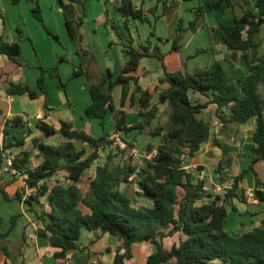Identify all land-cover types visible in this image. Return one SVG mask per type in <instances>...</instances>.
<instances>
[{
  "label": "trees",
  "instance_id": "trees-1",
  "mask_svg": "<svg viewBox=\"0 0 264 264\" xmlns=\"http://www.w3.org/2000/svg\"><path fill=\"white\" fill-rule=\"evenodd\" d=\"M60 2L71 37L77 44L81 43L82 36L75 27L78 24L73 21L74 7L66 5L63 0ZM177 5L176 0H158V4L149 13L158 21L167 10ZM230 7H240L242 14L235 17L233 24L217 31L223 33L222 43L235 51V58H238V51L242 52V59L248 64V75L233 80L218 61L194 73L165 71V77L160 83H168L169 87L160 93L158 104L168 105V120L151 130V135L160 138V143L156 147L151 144L147 147L145 162L140 169L131 163L114 166L113 160L117 154L111 150L105 165L97 167L96 176L91 180L86 195L77 185H50L49 179L61 170H68V178L78 183L84 172L99 159L100 150L113 143L107 140L111 135L94 138L84 130L75 129L67 121H61L59 129L67 138L65 142L49 145L39 138L33 139V145L42 158L40 165L31 167V154L28 151H21L13 157L10 169L15 171L14 175L24 177L25 186L11 196L0 177V194L7 202L26 203L38 219L43 221V228L37 233L39 236H48L51 246L60 249L55 254L56 259H69V252L79 248L77 242L84 229H101L123 241L125 253L118 252L114 264H125L124 260L131 257L132 244L142 241H151L156 246V251L148 257L146 264L167 263L172 259H176L177 264H206L213 260L226 264H264V226L240 235L226 230L228 208L236 211L233 200L239 197L238 191L245 184L246 175L250 171L255 175L254 198L264 202V188H258L260 185L264 187V183L255 171V165L264 162V96L260 91V87H264V54L260 52L261 43L255 40L264 25V0H244L238 3L234 0L207 1L205 6L195 9L196 18L188 28H184L183 20L180 19L171 50L179 51L182 48L183 34L195 31L205 10L215 9L223 13ZM118 10L126 19L132 17L152 24L147 12L136 7L132 0H121ZM159 10L161 14H158ZM33 15L49 34L58 38L44 25L38 4L33 9ZM152 28L151 36L154 37L156 33L153 24ZM159 41L167 42L168 39L159 38ZM124 47L130 60L121 73L115 76L108 71L98 83L89 84L92 103L86 109V116L98 119L100 125L105 127L107 114L113 113L116 134L123 135V140L133 149L134 146L127 141V137L135 131L141 132L151 127L160 108L158 104H152L153 93L142 89L132 74L138 70L143 57H155L163 61L165 55L160 46L152 49L150 44L137 48L131 45ZM0 54L22 64L19 60L21 49L18 43L0 41ZM40 70L36 89L28 85L8 83L7 94H28L32 100H37L41 94L47 95V74L57 79L60 76L56 68L53 73L42 68ZM74 75H79V71H75ZM133 81L137 84L135 90L131 86ZM117 85L122 86L121 106H125L127 101L132 105L137 99L140 115L147 117L146 121L128 125L126 112L118 110L114 102L113 89ZM191 93H199L208 100L194 101ZM211 105H216L215 115L224 125L245 124L252 119L256 120V128L249 144L251 162L233 177L232 185L223 195L210 194L206 189L207 181L188 171L184 165V158L195 157L206 142L209 129L198 115ZM10 122L13 126L23 125L20 117H15ZM36 126L45 137L57 134L55 126L44 121L39 120ZM8 135L9 130L5 128L4 138ZM75 139L88 142L91 152L86 147L77 148ZM24 144L25 139L10 144L4 141L0 152L23 147ZM216 144L220 146V142L216 141ZM233 161L232 156H229L219 162L216 172L222 183L224 171L230 168ZM2 163L3 158L0 156V172H3ZM135 174V182L140 190L138 195L151 200L152 207L134 208L131 198L121 189ZM27 189L31 192L24 199ZM206 198L212 199L211 202H206ZM81 204L89 208L91 213H84L80 209ZM19 217V214L12 216L11 226L4 232L3 217L0 216V254L6 257L4 264L16 262L8 247V238ZM179 232L185 235V240L179 246L165 250L163 239Z\"/></svg>",
  "mask_w": 264,
  "mask_h": 264
},
{
  "label": "crops",
  "instance_id": "crops-1",
  "mask_svg": "<svg viewBox=\"0 0 264 264\" xmlns=\"http://www.w3.org/2000/svg\"><path fill=\"white\" fill-rule=\"evenodd\" d=\"M63 1L75 9L73 21L78 24L75 27L82 36L81 43L77 44L69 33L60 0H0V41L18 43L21 49L19 60L22 63L19 65L9 59L7 55L0 54V147L4 141L10 144L25 139L23 147L0 152V156L3 158V172H0L1 183L6 186V190L11 196L25 186V181L22 175H14L11 169L10 171L6 170V157H14L21 151H28L31 154V167H37L42 163V158L39 157V151L33 145V139L39 138L49 145H59L65 142L67 138L59 130L61 121L71 122L75 129L84 130L94 138H100L105 134L111 135V137L116 135V120L113 113L107 114L106 126L102 127L98 119L86 116V109L92 103L89 84L98 83L102 75L108 71L115 76L119 75L129 62L130 56L125 52V45L137 48L150 44L152 49L154 46L162 48L165 55L163 61L155 57H143L138 70L132 74L142 89L153 93L152 104H158L160 93L169 87L168 83H160V80L165 77V71L194 73L218 61L233 80L249 73L248 64L246 60L242 59V52L238 51V58H235L233 56L235 51L228 49L222 43L223 33L215 30L222 25L220 21L228 23L233 19L234 22L235 17L242 14L240 7L227 8L222 15L215 9L205 10L195 31L186 32L187 35L182 40V48L179 51H172L171 40L177 36V25L180 19L185 20L183 21L184 28H187L190 22L195 19L194 10L196 7L192 3L203 7L202 5H206L209 0H176L178 5L167 10L166 14L158 21H155V18L149 13V10L158 4V0H132L136 7H141L147 12L148 19L157 31L154 37L151 36L152 24L132 17L126 19L119 12L121 0ZM241 1L244 0H234L236 3ZM37 4L42 12L44 25L58 37L57 39L49 34L43 24L33 15V9ZM160 12L161 10L158 14H161ZM210 15H216L217 22L208 23L207 26L206 20ZM159 38L168 39V41H159ZM196 40L202 41L194 44ZM206 40L208 43H202ZM255 40L261 43L260 52L264 54V25ZM198 50L202 51L198 52ZM40 68L49 73L55 72L56 68L60 76V79H57L47 74V95L41 94L37 100H32L28 94L14 96L7 94L8 83L28 85L36 89L41 75ZM75 71H79V75L75 76ZM131 86L132 90H135L136 82L133 81ZM260 91L264 96V87L261 86ZM113 98L116 108L126 112L129 126L147 120V117L140 115L137 99L132 105L130 101H127L125 106H121L122 86L114 87ZM191 98L200 102L208 100L207 97L199 93H191ZM164 105L167 104H158L159 113L162 109L161 106ZM215 110L216 105H211L198 115L206 122L209 134L195 157L186 156L184 158L185 168L197 177L206 180V189L212 195L222 194L221 179L216 169L219 162L229 153H248L246 155L248 161L243 168L239 167L241 163L235 155V166L238 163L237 167L240 169L235 172V176L250 164L249 144L251 134L256 128L255 119L245 124L227 123L224 125L215 115ZM206 112L212 116L209 120L202 117V114ZM15 117L22 118V126L9 124ZM107 119H111L112 122H107ZM39 120L55 126L57 134L45 137L36 126ZM131 120H135V123H131ZM153 123L152 125H154ZM5 128L9 130L6 139L4 138ZM152 129L153 126L149 131L151 132ZM223 137H232L235 147L226 148L223 145L219 148L216 141ZM75 144L79 149L86 147L89 152L92 150L89 144L81 139H75ZM107 147L100 150V160H102V152H107ZM107 155L104 162L98 163L99 159H97L94 165L84 172L78 183H74L68 178V170L59 171L48 182L52 186L58 183L67 187L77 185L86 195L91 180L96 176L97 167L105 165ZM132 164L138 169L143 166V163ZM259 169L264 170V162L261 161L255 165L258 175ZM200 171L206 172L209 177H204V174L201 176ZM135 176L136 174L130 178L129 183L123 184L121 189L131 198L134 208L152 207L151 200L138 195L140 190L135 182ZM250 177L247 175V181L245 179V184L238 191L239 197L233 200L236 211L232 210L235 213L232 223L229 220L228 209L226 230L231 234L240 235L256 227L264 226V213L258 215V212L250 207L259 204L252 193L256 188L255 178L250 181L248 180ZM259 178L264 183V179L260 175ZM258 188L263 189L264 187L260 185ZM30 192L31 190L27 189L24 199ZM2 199H4L3 196ZM211 200L206 198L205 201L211 202ZM10 203L19 204L17 214L20 215L16 227L8 238V247L16 259V262L11 264H114L117 253H125L123 241L118 237L101 229H84L77 242L79 248L69 252L67 261L58 260L55 254L60 249L51 246L48 236H39L37 233L39 229L43 228V221L38 219L36 213L30 210L26 203L16 201ZM2 205L4 204L0 200V216L3 217V231L6 232L8 229L5 228L6 219L4 211L1 210ZM80 209L84 213H91L90 209L83 204L80 205ZM185 238V235L180 232L165 237L162 242L163 247L165 250H171L172 247L179 246ZM15 250L18 252L16 255L13 252ZM155 251L156 246L151 241L136 242L131 246V257L125 259L124 263L146 264L148 257ZM5 261L6 257L0 254V264H4ZM161 264H177V261L172 259ZM206 264L226 263L213 260Z\"/></svg>",
  "mask_w": 264,
  "mask_h": 264
},
{
  "label": "rangeland",
  "instance_id": "rangeland-1",
  "mask_svg": "<svg viewBox=\"0 0 264 264\" xmlns=\"http://www.w3.org/2000/svg\"><path fill=\"white\" fill-rule=\"evenodd\" d=\"M194 5V7L196 8H199L200 5H198L197 3H192ZM202 6H205L202 5ZM195 12V10H194ZM197 12V11H196ZM194 13L195 14V18H196V15L197 13ZM219 12V11H218ZM225 11L222 13V12H219V14H224ZM189 15V14H187ZM184 17V16H183ZM186 18V17H185ZM185 21V20H183ZM207 26H208V23L209 24H213V23H216L217 22V18H216V15H210L209 17H207ZM184 23V22H183ZM220 28L222 27H226V26H229L231 24H233V19L230 20V22L226 23L224 21H220ZM179 27V22H178V25ZM177 27V28H178ZM188 28V27H187ZM219 28L215 29L216 32ZM189 32V31H188ZM155 33H157V31L155 30ZM187 35V33H184L183 34V38L184 36ZM174 39L171 40V44L173 43ZM202 40H196L194 44H198V43H201ZM202 43H208V41H204ZM162 49V48H161ZM161 112L159 113V116L158 118L154 121V125L153 128H155L157 125H163L167 122L168 120V115H169V108H168V105H164V106H161ZM210 113L209 112H206V113H203L202 114V117L206 120H209L210 118ZM212 117V116H211ZM109 121V123L112 122L111 119H107V122ZM135 123V120H131V123ZM152 126L150 128H147L145 129L144 131H141V132H133L131 133L128 137H127V141L130 142L131 144H133L134 148L131 149L128 147L127 145V142H125L123 140V135H119L118 138L116 137H107V140L109 142H113L111 145H109V147H107V152H102V160H98L97 162H104V160L106 159V155L109 153L110 150H113L115 151V153L117 154L116 155V158L113 160L114 161V165L116 164H128V163H134V164H141L145 162V158H146V151H147V147L151 144L153 145L154 147H156L159 143H160V138L158 137H153L151 135V132L149 131ZM109 127H111L109 125ZM116 132V131H115ZM234 138H235V135H234ZM118 139H119V142H118ZM233 138L232 137H223L221 140H219L218 142H220V147H222L223 145H225L226 148H230V147H235V141L232 140ZM123 147H121L122 145ZM121 145V146H120ZM247 148V146H246ZM226 150H229V149H226ZM91 152V151H90ZM249 152V151H248ZM248 153L247 152H244V153H241V154H235V153H229L227 157L229 156H232V158L234 159L233 163L231 164L230 168L226 171H224V182L222 183L221 182V187H222V190H221V193L222 195L225 194L227 188H229L231 185H232V182H233V177H235V172L238 171L239 167L240 168H243L245 164H247L246 162L248 161L247 160V155ZM235 155L237 156V159L240 161L241 165L239 166V164L237 163V165L235 166ZM225 157V158H227ZM245 162V163H244ZM239 166V167H237ZM240 170V169H239ZM259 175L264 179V170H261L259 169ZM258 173V172H257ZM200 174L201 176H203L204 174V177H209L208 174L205 172H202L200 171ZM247 175L250 177V181L254 180L255 178V175L253 172H248ZM246 175V177H247ZM247 181V179H246ZM211 186V185H209ZM212 188V187H211ZM213 190V189H211ZM254 193V192H252ZM0 200H2L3 204L2 207H1V210L4 211V217L6 219V223H5V228L9 229L10 226H11V217L16 215L18 212L17 210L19 209V204L18 203H10V202H7V201H4V199H2V195L0 194ZM259 204L258 205H253V206H250L252 209L256 210L258 212V215L260 214H263L264 213V202H258ZM250 208V209H251ZM229 209V220H230V223H232L233 221V217H234V214L232 209L231 208H228ZM11 215V216H10ZM236 215H235V221H236ZM18 220L19 218L17 219V223H18ZM17 225V224H16ZM15 252V255L18 253L16 250L13 251Z\"/></svg>",
  "mask_w": 264,
  "mask_h": 264
},
{
  "label": "built area",
  "instance_id": "built-area-1",
  "mask_svg": "<svg viewBox=\"0 0 264 264\" xmlns=\"http://www.w3.org/2000/svg\"><path fill=\"white\" fill-rule=\"evenodd\" d=\"M118 134H116L115 136H113V138L115 137H117L118 138ZM118 142H119V139H118ZM122 145V144H121ZM120 145V146H121ZM121 147H123V145L121 146ZM6 165H7V168H6V170H10V168H11V166H12V162H13V157H11V156H7L6 157ZM11 172H15L13 169H12V171Z\"/></svg>",
  "mask_w": 264,
  "mask_h": 264
},
{
  "label": "water",
  "instance_id": "water-1",
  "mask_svg": "<svg viewBox=\"0 0 264 264\" xmlns=\"http://www.w3.org/2000/svg\"><path fill=\"white\" fill-rule=\"evenodd\" d=\"M86 144H88V142H86Z\"/></svg>",
  "mask_w": 264,
  "mask_h": 264
}]
</instances>
